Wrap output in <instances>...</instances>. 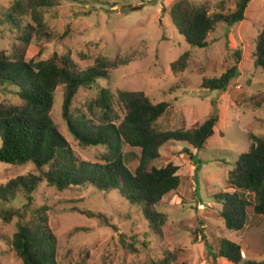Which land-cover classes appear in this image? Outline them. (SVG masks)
Here are the masks:
<instances>
[{
  "label": "rangeland",
  "instance_id": "obj_1",
  "mask_svg": "<svg viewBox=\"0 0 264 264\" xmlns=\"http://www.w3.org/2000/svg\"><path fill=\"white\" fill-rule=\"evenodd\" d=\"M14 1L0 0V49L9 52L18 38L2 20ZM178 1L54 0L55 5L45 14L52 38L45 42L36 38L28 48L27 60H45L57 53L71 57L80 70L92 66L99 57L123 63L110 70L109 79L80 88L72 105L75 117L83 114L98 122V113L92 115L89 106L102 88H109L114 95L120 90L143 91L155 104L169 102L156 125L162 131L203 124L213 102L220 114L215 134L203 150L183 141H173L161 149L164 158L155 164L161 167L171 161L178 165L181 185L160 204L159 211L166 215L160 228L151 227L140 209L116 191L100 193L89 186L60 191L42 182L34 194V206L49 207L48 223L57 239L60 264H150L169 254L189 264H234L222 257H209L206 242L217 250L221 237L236 240L238 236L246 238L241 264L264 261V216L252 214L259 228L250 226L238 235L226 228L215 198L235 191L229 175L239 155L250 147L249 135L264 136V71L254 65L256 40L264 27V0H251L242 22L232 26L219 22L204 48L191 47L174 26L171 9ZM190 1L206 5L211 13H228L238 0ZM27 23H34L31 16L24 18L23 25ZM186 52V68L174 72L172 63ZM237 60L240 75L226 91L203 87L204 80L219 78ZM64 93L61 85L55 94L52 117L57 128L79 159L101 163L107 154L105 148L83 147L69 132L62 113ZM1 101L21 102L15 88L0 84ZM116 110L124 116L122 107ZM29 174H39L32 163L17 166L0 162V184ZM246 196L253 200L252 194ZM25 204L19 190L16 198L4 205L16 213L9 223L0 217V264H22L11 239L19 215H31L32 207L24 208ZM253 233H259L256 243L248 241L247 236Z\"/></svg>",
  "mask_w": 264,
  "mask_h": 264
},
{
  "label": "trees",
  "instance_id": "obj_2",
  "mask_svg": "<svg viewBox=\"0 0 264 264\" xmlns=\"http://www.w3.org/2000/svg\"><path fill=\"white\" fill-rule=\"evenodd\" d=\"M250 2L238 0L236 8L228 13H211L204 4L179 0L171 9V18L191 47L204 48L219 22L232 26L245 20ZM54 5V0H15L2 20L16 33L18 44L12 52L0 49V84L15 88L21 102H0V162L17 166L32 163L39 171L0 184V217L5 222L9 223L16 211L4 205L16 198L17 191L21 190L26 199L24 208L32 207L30 217L19 215L11 239L22 264H60L57 239L48 223L49 207L34 206V194L42 182L60 191L80 186L100 193L116 191L124 201L140 209L151 227L160 228L166 223L160 204L181 185L178 165L171 161L161 167L155 164L164 158L161 149L173 141H183L203 150L220 120L219 108L213 102V110L203 124L162 131L156 125L170 107L169 102L155 104L143 91L120 90L114 95L109 88H102L89 106L92 115L98 113V122L83 114L75 117L72 105L80 88L109 79L110 70L123 63L99 57L92 66L80 70L71 57L57 53L45 60H27L28 48L36 38L45 42L53 36L45 14ZM26 16H31L34 23L24 26ZM188 56L186 52L174 61L172 70H184ZM237 57L240 59L239 52ZM238 64L237 60L219 78L204 80L203 87L226 91L240 75ZM254 65L264 71V27L256 40ZM61 85L65 88L62 113L69 132L83 147L105 148L107 154L101 163L79 159L57 128L52 110ZM117 106L123 108V117L117 113ZM249 139L250 147L239 155L229 175L235 191L215 197L226 228L233 231L243 230L252 214L264 216V136L251 133ZM186 153L191 151L186 149ZM246 193L253 195L252 201ZM206 247L214 260L222 257L234 264L243 261L242 246L226 237L219 239L217 250L207 242ZM150 264L189 263L169 254Z\"/></svg>",
  "mask_w": 264,
  "mask_h": 264
},
{
  "label": "crops",
  "instance_id": "obj_3",
  "mask_svg": "<svg viewBox=\"0 0 264 264\" xmlns=\"http://www.w3.org/2000/svg\"><path fill=\"white\" fill-rule=\"evenodd\" d=\"M258 222H256L255 221V218L253 219V215L251 216V219H250V224L249 225H247L243 230H241V231H237L236 233L239 235V234H243V232L248 228V227H250V226H252V228H259L258 227ZM258 230H260V229H258ZM257 234H259V233H253L251 236L250 235H248L247 237H248V241H252V242H254V243H256V240L258 241L259 240V236L257 235ZM239 238L241 239V241H239ZM252 238H254L255 240H252ZM245 236L244 237H237L236 238V240H232V241H234V242H237V243H239L241 246H242V249H243V244H242V242H244L245 241ZM247 241V240H246ZM247 241V245L249 246V247H251L250 246V243Z\"/></svg>",
  "mask_w": 264,
  "mask_h": 264
},
{
  "label": "built area",
  "instance_id": "obj_4",
  "mask_svg": "<svg viewBox=\"0 0 264 264\" xmlns=\"http://www.w3.org/2000/svg\"><path fill=\"white\" fill-rule=\"evenodd\" d=\"M201 207H204V205H202Z\"/></svg>",
  "mask_w": 264,
  "mask_h": 264
}]
</instances>
